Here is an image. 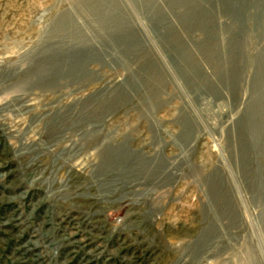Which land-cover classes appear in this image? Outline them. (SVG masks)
Wrapping results in <instances>:
<instances>
[{"label": "rangeland", "instance_id": "1", "mask_svg": "<svg viewBox=\"0 0 264 264\" xmlns=\"http://www.w3.org/2000/svg\"><path fill=\"white\" fill-rule=\"evenodd\" d=\"M0 264H264V0H0Z\"/></svg>", "mask_w": 264, "mask_h": 264}, {"label": "trees", "instance_id": "2", "mask_svg": "<svg viewBox=\"0 0 264 264\" xmlns=\"http://www.w3.org/2000/svg\"><path fill=\"white\" fill-rule=\"evenodd\" d=\"M236 6H238V5L236 4Z\"/></svg>", "mask_w": 264, "mask_h": 264}]
</instances>
